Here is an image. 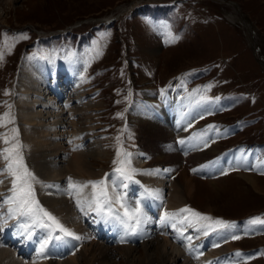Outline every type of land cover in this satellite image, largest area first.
I'll list each match as a JSON object with an SVG mask.
<instances>
[{
	"label": "rangeland",
	"instance_id": "obj_1",
	"mask_svg": "<svg viewBox=\"0 0 264 264\" xmlns=\"http://www.w3.org/2000/svg\"><path fill=\"white\" fill-rule=\"evenodd\" d=\"M105 19H110V23ZM24 36L27 38H22ZM0 52L4 54L0 60V149L8 146L3 141L4 135L11 137L13 143L19 142L24 162L36 178V199L60 223L61 216L44 203L41 192L48 184L58 180L53 191L61 198L67 193L65 199L70 198L72 210H77L76 200L90 198L92 188L88 186L83 192L73 191L71 194L76 193L74 197L69 194V177L73 181L84 182L100 180L108 173V190L111 193L117 150L131 154L136 150L143 151L140 147L146 136L130 118L131 109L136 107L134 111L138 109L137 113L142 116L145 114L141 110L146 109L150 116L161 120L163 115L159 106L164 107L165 96H170L172 103H177L176 115L180 111L183 115L187 113V121L199 126L204 141L218 152L216 156L230 154L228 152H232L229 150L233 148L232 154L241 155L240 149L244 148L248 159L253 154L264 161V0H0ZM60 57L64 58V62H60ZM78 59L84 66L78 75L83 71L89 81L88 88L83 90L84 98L73 99L79 96L75 94V83L68 73H64L66 71L61 74V85L71 105L86 103L90 106L86 108L83 105L73 115L69 112L66 121L79 122V134L81 132L83 136L80 147L85 155L89 151L87 158H91L88 159L96 161H92L93 173L80 175L65 171L66 160L72 158L74 150L67 138H61L64 148L60 146L62 151L53 161L63 165L65 175H61L65 177L53 180L48 176L52 170L50 154L36 151L35 141L30 137L32 132L22 123L24 100L28 96L24 86H19L21 65L39 61L49 68H61ZM49 77L50 80L55 78L54 75ZM150 93L154 98L157 96L156 103L149 100ZM181 97L188 98L183 108L189 107L188 112L181 110ZM195 101H204L205 104L197 102L202 110L197 111ZM51 103L61 104L55 97ZM84 113L88 115L83 116ZM178 125L180 129L185 128L181 123ZM73 128L74 125L66 137L71 136ZM172 137L163 142V149H175L180 154V167L170 175L163 188L165 211L175 212L187 206L213 220L219 218L231 222L233 226L224 230H229V239L234 246L232 253H240L242 264H264V225L248 223L253 217L264 218V164L251 163V167L246 164L247 161H236L231 156L232 159H223L217 169L210 170L211 162H199L194 158L192 149L183 150L185 146L182 144H187L188 137L183 140L174 134ZM99 147L107 149L101 151ZM89 149L97 151L95 154L100 159L91 155L93 153ZM147 155L143 163H136L131 156L132 167L140 170L144 166L156 165L151 160L152 153ZM4 165L5 161L0 157V169ZM157 165L162 166L163 163ZM243 174L253 177L245 178ZM140 175L143 174L138 171L127 189L119 187L117 191L126 196L130 206H135V202L141 199L143 209L150 212L151 195L145 189L153 190L152 185L141 180ZM182 175L193 177L191 193L182 189ZM0 181V218L7 219L9 205L4 201L11 195V177L0 172ZM135 181L139 185L143 183L140 185L143 188L135 190L134 186L138 185ZM177 189L182 193V200L174 207L168 195ZM78 194L80 197L77 199ZM115 207L119 209V205ZM78 211V218L87 233L109 250L112 248L109 261L100 255L92 264H146L148 260L144 256L141 239L134 243L130 239L121 242L122 234L111 236L109 231L120 229L121 233L122 228L106 223L96 213L88 212L86 207L82 212L80 209L75 212ZM201 223L211 224V221ZM16 224L15 219L7 220L0 232V248L13 251V257L24 260V263L34 260L39 263L53 257L47 252L44 256L37 255L41 241L37 235L41 234L46 239L51 230L38 227L33 230L31 239H23L18 235ZM70 225L72 227L64 226L78 236L72 230L75 225ZM211 226L216 229L214 231L220 230L214 224ZM168 230V233L172 231ZM233 235L240 238L233 239ZM80 239L83 245V234ZM56 241L51 244H56ZM125 244H135L136 257L133 260L127 259L120 249ZM73 253L58 256L57 260Z\"/></svg>",
	"mask_w": 264,
	"mask_h": 264
},
{
	"label": "bare ground",
	"instance_id": "obj_2",
	"mask_svg": "<svg viewBox=\"0 0 264 264\" xmlns=\"http://www.w3.org/2000/svg\"><path fill=\"white\" fill-rule=\"evenodd\" d=\"M129 7L131 8L132 5ZM122 10H126V9H122ZM83 67H84L83 62L80 59H78L77 61L73 60L71 64L64 65L61 68H52V67L49 68L47 65L39 61L28 62V63L25 62L21 65V76L19 79V86L20 85L24 86V88L27 90L25 94H27L28 96V98L24 100L25 106L24 109L22 110V117H23L22 123H24V125H26V127H28L31 130L32 133L30 134L31 135L30 137L35 141V144L33 145L35 146L34 148L37 149L36 151L42 153L43 155L50 154L52 160L51 162L52 165L50 166V168H52V170L50 172L51 174H49L48 176L52 177V179L55 177L60 178L62 176L61 174L63 173V169H64L63 165H58L57 163H54L55 161L54 159L55 157H57L56 155H58V152H60L62 147L61 138H67L70 147L74 150L73 151L74 155L72 156V158L71 159L67 158L66 160L65 171L69 170L76 172L78 174L80 173V175H82L86 173H91L93 169L92 168L93 160L91 161V159H88L91 157L87 158V156L90 154L89 151L87 150L88 154L85 155L86 152L84 151L83 153L82 147H80L83 144V141L81 140L83 136L81 137L80 135L81 132L79 134L80 131L79 122L77 120L76 121L72 120L70 121V123L69 120L68 122L66 121L67 114H69V112H71L72 115L75 114L76 111L78 113V110L83 108V105L86 107L88 104L81 103L82 104V105L80 104L81 106L79 104L71 105L70 98H68L67 95L66 97L64 95V91H63L64 89L63 86L61 85L62 82L60 81V78L62 77L61 74L64 71H66L64 73H68L69 78L73 81V83H75L76 85L75 92L78 93L75 94L79 96L78 99L76 96L73 99L76 98V100L79 99L82 100L85 96L83 90L88 88V82H89L87 81L85 75H83L84 74L83 71L79 72V75L81 73L80 76L78 75V71L82 70ZM50 75L55 76L54 80H50L49 77ZM54 97L56 99H59L61 104L56 103L55 105H53L51 103V100ZM148 97L151 102H155V103L157 102L156 100L157 96L156 98H154L153 95L150 93L148 94ZM181 102H184L186 104L187 99L185 98L180 100L181 110H182L184 108V105ZM176 104H177L176 102L175 104L172 103L171 97L168 96L167 102L164 104V107H162V105L159 106L160 109L159 111L163 115L161 120L157 116L154 115L150 116V114L147 113L148 110L146 111V109L141 110V113L147 116L139 115L137 113L138 109L137 111H134L136 107L134 110L131 109L130 111V118H132L135 121V123H137L143 136H146L143 137L141 143L142 145L140 147L141 149H143V151L142 150L133 151L132 158L136 163H143L145 159L148 158L147 154L152 153L151 160L153 161V163L156 164L153 165L152 167L144 166L140 169L143 174L140 175L141 180H145V182H149V184L152 185V189L156 192V195L155 197L151 195V197L149 198V201H151V204L149 202L148 205L151 207L150 212H147L146 209H144V212L149 218V221L143 225V231L139 232L131 240L134 243L139 239H141L140 241L142 242L141 245L144 250V256L148 260L146 264H242L243 260L241 261L240 256H238L239 258H237V255H234L232 253L234 246L231 240L229 239V230L226 231L224 229H220L217 231L209 232L208 235H204L203 231H197L195 228H190L188 227L187 224L181 225L179 223H176V221H168L165 223H161L160 218L166 212L165 211L166 207L164 206L165 205L164 201L166 200H164L163 188L165 187V184L169 180L170 175L178 171L180 167L178 165L179 164L178 159L180 158V154L174 151L175 149L173 150L168 148L164 150L163 142L165 140H170L173 134L177 135V137L180 140H183L188 137L186 141L187 144H182V146H185L183 147V150L188 148L190 150L192 149L194 151L193 154L194 158L199 162H211L210 170L217 169L221 165L220 163L223 159L230 157V154H223L222 156L219 154L218 156H216V153L218 152L214 148H211L210 144L204 141V137L202 133L199 132L200 130L199 126H196L193 123L190 124L187 121L188 114L183 115L182 111H180L179 115L175 114ZM183 110L186 111V108ZM84 114L85 115L83 116L88 115V113L87 114L84 113ZM178 123H181V125L183 126L185 125L184 126L185 128L180 129ZM72 125H74L75 128L72 129L71 136L68 135L70 137H66L67 132L69 131L70 128H72ZM87 126H91V125H87ZM85 129H86V125H85ZM84 130L83 132H85ZM88 134L89 133H87V137ZM100 141L101 140H99V142ZM96 143L94 142V144ZM91 145H93V143ZM91 145L89 147L90 149H91ZM94 148H92V150H94ZM96 148H98V146H96ZM84 149L86 150V148ZM144 149L148 151L147 154L145 153L146 151L144 152ZM92 150H90V152ZM99 150H101V148ZM96 152L92 151L91 153L93 154L91 155H97L95 154ZM107 153H109V151ZM98 156L99 155H97V157ZM232 156H233V160L235 159L236 161H246V157H247V156H243L242 154L238 155L236 153H234V155ZM48 158L47 161H50L49 160L50 158L49 159ZM161 162L163 163L162 166L157 165V163H161ZM251 163L253 164L259 163L262 166L264 164V161L261 160V158L259 159L257 155L252 154ZM45 167H46L45 169H48L47 166ZM165 169H167V171H164ZM94 173H96V171ZM63 174L65 175V172ZM243 176L249 179L253 177V175L250 174H243ZM192 178H193L192 176L186 177L184 175H182V177L180 178L181 179L180 181H182L181 182V186L183 187L182 189L185 190L186 193H191L192 191L191 189V187L193 186L191 183ZM58 183H59L58 180L57 181L55 180L54 183L48 184L46 190L41 192V195L43 196L42 199L44 203H47L54 210V213L56 212L57 214H59V216H61L59 217L60 219H62L61 224H64L66 226H71L70 224L73 223L75 225L72 228V230L78 233L79 237H81V235L83 234V238H84L83 245L80 242L81 239L80 240L75 239L76 242L70 248L72 249L73 247H75L73 254H70L67 257L65 256V258H62L61 260H57L54 257H51L50 260L39 263H36V260L30 263L27 262L24 263V260L19 261L18 259L13 257V255H15L13 251L10 252L8 251L9 250L8 248L7 250L4 247V248H0V264H92L93 260L99 257L100 255H103V257L106 259L105 261H109L110 256H112L113 254L110 251L112 248L109 250L108 249L109 247L103 246L104 244L102 242L92 238L87 233V230L85 229L84 225L81 224V221L78 218L77 214L79 213V211L77 213L75 212L80 208L78 207L77 210L76 209L72 210V204H73V203L71 204L72 201L70 200V198L68 200L67 199L68 197H66L65 199V196H68L67 193L65 196H63L64 198H61L62 196H59L57 192L53 191V189L56 187V185H58ZM141 184L143 185V183H140V185ZM140 185L138 184L136 187L134 186V189L138 190L139 187L141 188ZM178 190L179 189H177L175 193L173 192L174 191L173 190L171 191L170 195H168L169 201H171L170 204L174 207L179 205L182 200L181 198L182 193H179ZM78 197H80V195L77 196V199ZM76 207L77 206L73 208ZM173 223H176V228H173L172 226ZM168 229H172V231L168 233L169 231ZM177 229H180V231H178ZM184 229L187 230L185 231ZM181 232H183V234H181ZM122 236H124V233L120 237ZM42 237L44 236L41 235L37 236L39 240H43ZM66 237H67L66 238L67 243L71 244L72 238L68 236ZM188 237H191V239H188ZM134 245L135 244L133 245L125 244L123 245L122 248H120L122 245H119L120 246L119 248L122 251H124L125 254L124 256H126V258L129 260H133L136 257L135 256L136 246ZM214 245H218V246H214ZM183 247H185V249L182 250Z\"/></svg>",
	"mask_w": 264,
	"mask_h": 264
},
{
	"label": "snow or ice",
	"instance_id": "obj_3",
	"mask_svg": "<svg viewBox=\"0 0 264 264\" xmlns=\"http://www.w3.org/2000/svg\"><path fill=\"white\" fill-rule=\"evenodd\" d=\"M22 38H27L26 36ZM3 52H0V60L3 59ZM119 115V114H118ZM13 134L16 130H12ZM3 141L7 147L0 149V157L5 161V165L0 172L7 173L11 177V188L9 191L11 195L5 198V203L9 205L7 219L0 218V232L4 230L8 219H15L18 228V235L23 239H31L34 235L35 228L49 229L48 236L39 242L37 248V255L44 256L46 250L53 240H62L65 236L74 237L79 240L70 229L66 228L60 221L49 211L44 209L39 201L36 199L34 182L35 175L29 170L24 162V157L21 154V145L18 141L11 142L12 138L4 135ZM132 154L122 149L117 150V159L113 161L116 167L112 173V191L108 190L109 174L106 173L100 180H89L84 182L73 181L69 177V194L73 191L83 192V190L91 186L92 193L90 198L78 200L77 206L84 211L86 207L88 212H94L101 217L106 223H113L124 231V236L135 235L143 231V225L149 221V218L144 212L141 200L135 202V206H130L127 202L126 196L117 191V188L122 187L127 189L129 184L134 182V175L141 170H138L131 165ZM164 171H167L165 169ZM139 183L138 181H135ZM2 183V181H0ZM149 195H156V192L151 189H145ZM119 205L120 211L115 207ZM87 214V213H85ZM161 223L168 221H176L181 225L187 224L190 228H195L197 231H203L204 235L214 231L211 225L214 224L219 229H226L232 227L231 222L223 221L219 218H213L197 212L187 206L178 209L175 212H165L161 218ZM201 221H211V224H202ZM50 222V223H49ZM176 223H173V228H176ZM251 225H264V218L253 217L248 221ZM57 230L58 233L57 234ZM180 231V229H177ZM185 231L187 229H184ZM62 234V235H61ZM183 234V232H181ZM233 239L240 237L233 235ZM191 239V237H188ZM121 242H126L124 237H121ZM218 246V245H214ZM240 255L239 252L236 253ZM46 258V257H45Z\"/></svg>",
	"mask_w": 264,
	"mask_h": 264
}]
</instances>
